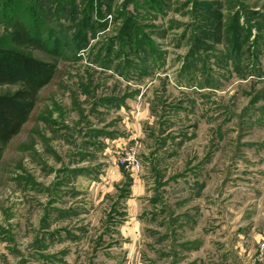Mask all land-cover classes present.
I'll use <instances>...</instances> for the list:
<instances>
[{"label": "rangeland", "instance_id": "1", "mask_svg": "<svg viewBox=\"0 0 264 264\" xmlns=\"http://www.w3.org/2000/svg\"><path fill=\"white\" fill-rule=\"evenodd\" d=\"M0 47L55 65L0 264H264V0H0Z\"/></svg>", "mask_w": 264, "mask_h": 264}, {"label": "trees", "instance_id": "2", "mask_svg": "<svg viewBox=\"0 0 264 264\" xmlns=\"http://www.w3.org/2000/svg\"><path fill=\"white\" fill-rule=\"evenodd\" d=\"M54 73L52 63L38 60L23 50L0 47V85H19L13 92L0 94V143L9 141L21 130L37 102L38 92ZM1 152L0 146V155Z\"/></svg>", "mask_w": 264, "mask_h": 264}, {"label": "built area", "instance_id": "3", "mask_svg": "<svg viewBox=\"0 0 264 264\" xmlns=\"http://www.w3.org/2000/svg\"><path fill=\"white\" fill-rule=\"evenodd\" d=\"M130 162H131V165H132L133 168L136 167V165H138V163L134 162V160L131 159V158H130Z\"/></svg>", "mask_w": 264, "mask_h": 264}]
</instances>
